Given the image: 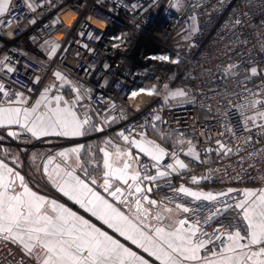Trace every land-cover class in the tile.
Here are the masks:
<instances>
[{
  "label": "built area",
  "instance_id": "1",
  "mask_svg": "<svg viewBox=\"0 0 264 264\" xmlns=\"http://www.w3.org/2000/svg\"><path fill=\"white\" fill-rule=\"evenodd\" d=\"M9 13L0 17V106L20 93L33 98L61 71L84 90L76 112L83 119L90 109L112 140L129 146L128 139L160 124L163 132L195 143L197 158L185 169L177 163L182 149L164 142L159 145L167 155L159 166L138 156L141 177L157 167L169 173L139 181L150 185L153 200L193 209L180 218L199 221L200 239H207L203 232L213 239L237 228L247 232L234 205L242 199L241 186H264V0H12ZM69 14L71 23L64 17ZM48 38L57 44L52 55L38 45ZM180 82L190 84L185 101L170 95ZM107 115L118 124L109 126ZM0 134L8 136V128ZM22 140L37 143L22 131L9 143ZM179 183L207 184L217 198L196 199L179 191ZM220 246L215 240L209 249ZM0 264L38 260L5 239Z\"/></svg>",
  "mask_w": 264,
  "mask_h": 264
},
{
  "label": "snow or ice",
  "instance_id": "2",
  "mask_svg": "<svg viewBox=\"0 0 264 264\" xmlns=\"http://www.w3.org/2000/svg\"><path fill=\"white\" fill-rule=\"evenodd\" d=\"M5 3H0V15H10L11 0H5ZM146 7L140 10L143 11ZM9 22L3 21L4 24ZM52 51L54 53L56 49L53 48ZM55 75L63 79L59 72ZM3 90L4 85L0 84V93ZM134 94L135 91L130 93V95ZM175 95L183 96L185 93L183 90H178ZM53 101L55 106H52ZM61 101V96H54L51 99L45 96L43 98L45 110L41 111V101H37L32 107H22L12 105H23L25 103L23 99L19 101L9 99L6 101L8 106L0 107V127L18 125L34 136L85 135V125L89 124V119L87 117L81 119L71 107H61ZM9 135L17 136L18 133L12 131ZM133 143L141 153L150 156L154 161H159L161 156L167 155L164 149L151 141L144 143L133 141ZM81 148L83 145L74 147L70 151L78 156ZM66 155L65 152L60 153V156ZM104 156L105 179L102 188L108 197L113 198L112 201L95 190L93 187L96 184L95 180L81 179L72 172L62 170L59 164L56 165L54 173L49 175L64 196L163 264H183L184 261H191L194 264H264V193L249 203L247 198L255 193L246 190L244 192L246 199L234 205L242 210L247 226L245 234L242 235L237 228L214 239L207 232H203L202 235L207 239H200L199 221L190 223L180 219L174 224L165 225L161 223L165 217L157 214L155 216L157 223L152 224L149 219L152 214L148 208L142 207V200H146L150 205H155L157 201L151 200L148 196L135 200L130 198L145 191L151 192V187L145 189L138 181L141 179L153 181L157 176L141 177L140 172L134 170L131 161L127 159L131 156L130 152L117 150L115 153L116 160L120 161L122 166H114L112 153L105 151ZM177 163L181 168L186 167L182 161ZM169 167L175 171V167L172 165ZM44 171L48 170L44 169ZM62 172L63 176H61ZM168 174L163 171L158 173L159 176ZM113 178L122 181L127 187H114ZM130 180L136 183L130 184ZM17 181L20 191L16 190ZM179 191L196 199L217 198L212 193L202 194L187 188H181ZM231 191L233 190L230 189L229 192ZM220 195L227 194L220 193ZM125 196L128 198L126 199ZM114 201H119L125 207H132L134 204V214L126 215ZM178 207H181L185 213L193 211L186 206ZM165 211L170 213L172 210L165 209ZM216 214H219V211L213 215ZM207 219H211V216ZM0 235L6 240H15L23 245L29 254L35 253L38 264H150L148 259L139 256L113 235L103 231L64 204L55 200L49 201L45 196L32 191L25 182V177L2 160H0ZM215 240H221V246L217 249H209V245Z\"/></svg>",
  "mask_w": 264,
  "mask_h": 264
},
{
  "label": "crops",
  "instance_id": "3",
  "mask_svg": "<svg viewBox=\"0 0 264 264\" xmlns=\"http://www.w3.org/2000/svg\"><path fill=\"white\" fill-rule=\"evenodd\" d=\"M0 3H5V0H0ZM5 6L7 7L6 3ZM1 16L3 15H0V17ZM38 45L41 50L51 55L53 54L52 49L57 48V44L52 38H48L47 40L40 42ZM57 72L61 74L63 79L55 75V73ZM173 79L174 75L170 78L167 83H165V88H168L170 86V84L173 82ZM56 82L60 83L59 88L54 87V84ZM178 90H183L185 95L176 96L175 93ZM22 94V96L18 94L13 99V101H19L23 99L25 103L23 105L13 104L12 106L32 107L35 106L37 101H41V111L45 110L43 102V98L45 96H47L49 99L54 96H61L62 101L60 106L71 107L72 110L75 112V106L77 101L85 97L84 90L82 89V87L73 79L64 75L59 70H55L51 74L47 83L33 98H30L25 93ZM170 95L177 101L187 100L191 97L190 84L188 82L178 83L176 87L170 91ZM4 106L8 105H2L0 107ZM52 106H55L54 101ZM77 115L79 116L78 113ZM85 116L89 119V124L85 125V135L75 137L61 136L55 134H49L47 136H34L32 135V133L24 131L18 125L3 126L7 128H17L19 129V131L29 134L31 136V141L37 143L31 144L25 140H22L21 142H19L18 145H13L9 143V139L12 137H10L9 135L5 136L0 134V160L6 163L9 167L14 168V170L18 171L20 175L24 176L25 182L27 183L28 187L31 188L32 191L37 192L39 195L45 196L49 201L55 200L57 201V203L64 204L66 207L72 209V211H75L78 215L83 216L85 219H88L97 227H100L103 231H107L110 235H113L115 239L120 240V242L125 244L126 247H129L133 251L137 252L139 256L148 259L150 261V264H163L162 261H157L155 257H152L150 255V253H145L143 249H140L137 245L132 244L131 241H127L125 237H121L118 233H115L113 229L108 228V226L104 225L102 221L98 220L96 217H93L91 213H88L85 209L81 208L74 201L64 196L63 193L59 191L57 185L52 182V178L49 174L54 173L56 165L59 164L62 170L72 172L74 175L80 177L81 179H85L86 181L95 180L96 184L93 185L95 190L100 192L101 195L106 196V198L110 201H112L113 198L108 197L107 194L104 193L102 188L103 181L105 179V169L103 167L105 151L113 154L112 160L115 162L114 166H122L120 161H117L115 158V153L117 152V150H120L125 153L130 152L131 156L127 157V159L131 161L132 168L140 172L139 163L137 161L138 156L140 154L145 153H141L139 148L136 147V144L133 143V141H139L141 143L151 141L156 145H159L160 142H164L168 145L178 146L182 149V151L179 158H177V161H182L186 165V167L188 163H193L197 158L195 143L190 140L189 137L181 136L176 132L165 133L161 130L160 124H154L147 128L141 136L128 139L129 146H124L118 143L117 141L112 140L107 134L103 133L102 125L99 118L90 109L85 110ZM104 120L109 126H116L118 124V119L112 115H107ZM1 140L3 141V143H1ZM81 145H83V148H81L78 156L74 153H71L70 150L72 148L79 147ZM160 148L162 147L160 146ZM61 152H65L67 153V155L60 156ZM133 157L135 158L134 160L132 159ZM164 157L165 155L161 156L159 161H154L155 164L159 166ZM186 167H184V169ZM44 169H47L48 171L45 172ZM91 171L101 173L103 174V177H91L89 176V173ZM159 172H161V170L159 169V167H157V170L150 176H157L156 180L166 176H159ZM85 173H87V175ZM61 176H63V172L61 173ZM192 182L196 184L198 183V179L194 178L192 179ZM112 183L114 187H127L123 184L122 181H117L114 178L112 180ZM129 183L134 184L136 182L130 180ZM178 187L179 189L187 188L190 191L199 192L202 194L212 193L215 196V193L210 190L207 184H201V188L199 189L195 187H187L183 183H179ZM240 189L242 191L241 201L246 199L244 196V192L246 190H251L255 193V195L247 198L249 200V203H251V201L253 200H256V198L261 193H264V186L244 185L241 186ZM16 190H21L19 187V181H17ZM125 198L127 199L128 197L125 196ZM114 203L117 207L121 208V210L124 211L126 215L132 216L135 212L134 204L132 207H125L122 206L119 201H114ZM178 206L182 205L157 201L155 205L148 204L144 208H148L150 210L152 216L149 219L152 224L157 223V221L155 220V216L157 214H160L165 217V219L161 221V223L167 225L170 223L174 224L175 222L181 219L180 216L183 213V210L181 207ZM165 209H171L172 211L169 213L166 212ZM2 240L5 239L3 235H0V242ZM21 246L23 247V245ZM23 249L29 254V252L24 247ZM31 255L35 256V253H32ZM183 264H194V262L184 261Z\"/></svg>",
  "mask_w": 264,
  "mask_h": 264
},
{
  "label": "water",
  "instance_id": "4",
  "mask_svg": "<svg viewBox=\"0 0 264 264\" xmlns=\"http://www.w3.org/2000/svg\"><path fill=\"white\" fill-rule=\"evenodd\" d=\"M12 131H16L17 133H19L20 131H19V129H17V128H8V135H9V133L10 132H12ZM10 137H12V138H15V136H11V135H9ZM140 183V182H139ZM141 184V183H140ZM141 186L143 187V188H145V189H147L148 187H150V185H143V184H141ZM150 193L151 192H147V191H145V192H143L142 194H138L136 197H132V199H137V198H141L142 196H148L151 200H153L151 197H150ZM146 205H148V202L146 201V200H142V207H145Z\"/></svg>",
  "mask_w": 264,
  "mask_h": 264
},
{
  "label": "bare ground",
  "instance_id": "5",
  "mask_svg": "<svg viewBox=\"0 0 264 264\" xmlns=\"http://www.w3.org/2000/svg\"><path fill=\"white\" fill-rule=\"evenodd\" d=\"M64 17H65V21H66L67 23H71V20H72V14H69V15L64 16Z\"/></svg>",
  "mask_w": 264,
  "mask_h": 264
},
{
  "label": "rangeland",
  "instance_id": "6",
  "mask_svg": "<svg viewBox=\"0 0 264 264\" xmlns=\"http://www.w3.org/2000/svg\"><path fill=\"white\" fill-rule=\"evenodd\" d=\"M194 30V22L192 21V25H191V30L190 31H193Z\"/></svg>",
  "mask_w": 264,
  "mask_h": 264
}]
</instances>
